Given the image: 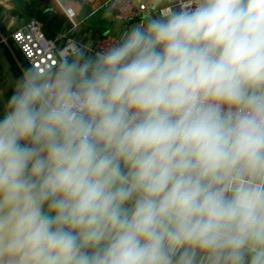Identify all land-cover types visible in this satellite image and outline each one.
<instances>
[{
	"label": "clouds",
	"instance_id": "1",
	"mask_svg": "<svg viewBox=\"0 0 264 264\" xmlns=\"http://www.w3.org/2000/svg\"><path fill=\"white\" fill-rule=\"evenodd\" d=\"M148 3L0 89V264H264V0Z\"/></svg>",
	"mask_w": 264,
	"mask_h": 264
},
{
	"label": "crops",
	"instance_id": "2",
	"mask_svg": "<svg viewBox=\"0 0 264 264\" xmlns=\"http://www.w3.org/2000/svg\"><path fill=\"white\" fill-rule=\"evenodd\" d=\"M97 8V0H0V33L3 37L9 38L10 33L20 21L32 16H37L41 20L48 36L67 32L70 23L64 9H69L74 12L79 25L75 30L69 32L68 36L79 41L92 42L100 35H115L117 25L135 23L141 18H130L124 21L115 12ZM9 41L19 64L23 69L29 66L23 58L14 53V45L11 40ZM9 60L14 66L13 58H9ZM14 67L16 69V66ZM16 71L19 75L20 72L17 69Z\"/></svg>",
	"mask_w": 264,
	"mask_h": 264
},
{
	"label": "built area",
	"instance_id": "3",
	"mask_svg": "<svg viewBox=\"0 0 264 264\" xmlns=\"http://www.w3.org/2000/svg\"><path fill=\"white\" fill-rule=\"evenodd\" d=\"M98 8H105L115 12L117 16L126 21L130 18L141 17V14H146L147 11L155 10V5L149 7L148 0H97ZM70 27L67 32L58 33L53 38L46 35L44 24L37 17H29L20 23L12 30L9 38H5L0 33V44L4 49L10 52L11 58L16 66V69L21 73L22 65L19 64L17 58L12 51L11 43L18 48L24 61L28 64L46 63L53 58V49H62L61 54L67 51L76 41L73 37L68 36L69 32L75 30L79 22L76 21L74 12L69 9H64ZM115 35L106 34L97 36L91 43L93 47H101Z\"/></svg>",
	"mask_w": 264,
	"mask_h": 264
},
{
	"label": "water",
	"instance_id": "4",
	"mask_svg": "<svg viewBox=\"0 0 264 264\" xmlns=\"http://www.w3.org/2000/svg\"><path fill=\"white\" fill-rule=\"evenodd\" d=\"M0 66L4 73V80L1 84L0 89L2 87H5L10 80H14L16 77H18V73L15 69V67L12 65L11 61L9 60L3 46L0 44ZM8 93H5L7 95Z\"/></svg>",
	"mask_w": 264,
	"mask_h": 264
},
{
	"label": "trees",
	"instance_id": "5",
	"mask_svg": "<svg viewBox=\"0 0 264 264\" xmlns=\"http://www.w3.org/2000/svg\"><path fill=\"white\" fill-rule=\"evenodd\" d=\"M43 20V19H42ZM44 29H45V26H44ZM45 33H46V35H47V32H46V29H45ZM48 36V35H47ZM48 37H50V38H53L54 36H48ZM14 53H16L18 56H20V58H23L22 56H21V53H20V51L18 50V48L17 47H15L14 46ZM6 51V54L8 55V57L9 58H11V55H10V52L8 51V50H5ZM13 62V61H12ZM13 65V64H12ZM15 66V65H14ZM4 80V73H3V70H2V68H1V66H0V87H1V84H2V81ZM8 95V94H7Z\"/></svg>",
	"mask_w": 264,
	"mask_h": 264
},
{
	"label": "rangeland",
	"instance_id": "6",
	"mask_svg": "<svg viewBox=\"0 0 264 264\" xmlns=\"http://www.w3.org/2000/svg\"><path fill=\"white\" fill-rule=\"evenodd\" d=\"M35 17H37V16H35ZM38 18V17H37ZM39 19V18H38ZM3 82V81H2ZM5 96H7V95H5ZM0 103H2V101H0Z\"/></svg>",
	"mask_w": 264,
	"mask_h": 264
}]
</instances>
